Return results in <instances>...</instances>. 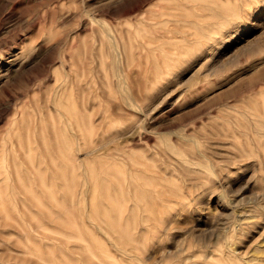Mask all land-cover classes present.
Returning <instances> with one entry per match:
<instances>
[{"label": "rangeland", "instance_id": "rangeland-1", "mask_svg": "<svg viewBox=\"0 0 264 264\" xmlns=\"http://www.w3.org/2000/svg\"><path fill=\"white\" fill-rule=\"evenodd\" d=\"M263 117L264 0H0V264L260 262L264 201L237 219L264 189ZM105 166L109 196L85 191ZM120 201V232L45 230Z\"/></svg>", "mask_w": 264, "mask_h": 264}, {"label": "bare ground", "instance_id": "bare-ground-1", "mask_svg": "<svg viewBox=\"0 0 264 264\" xmlns=\"http://www.w3.org/2000/svg\"><path fill=\"white\" fill-rule=\"evenodd\" d=\"M111 36V35H109ZM111 46L113 48V56L115 57V60L117 61V63L119 62V57L122 51V46L120 45V47L118 48V45L114 42L111 43ZM253 49L257 50L259 49L258 46H253ZM252 48H250V50H252ZM260 91V90H259ZM257 127L260 130H264V117L260 119L259 121V125H257ZM85 134V131H84ZM87 134H89V136L91 135V133L87 132ZM52 140H54V144L51 147H55V149L57 150V152L59 153L60 157H65V154L62 153L61 147L64 148V151H66L68 149V147H71L72 144L74 143V139H72L71 141L66 137L62 140H58L56 139V133L55 131H52ZM119 170L114 166H105V167H101L99 170H95L93 168H89L85 173H84V179H85V183H86V188L85 191L90 190L91 187H94L97 185V189H102L104 194H106L107 196H109L108 192H109V187L111 186V182H109V180L113 179L116 176V171ZM67 174H64L62 171L57 170V180L59 181V183H61V185L64 187V182L66 179H68ZM71 178H75L76 176L73 174H70ZM103 181H108L107 183H104ZM71 188L73 190H75V186H71ZM87 189V190H86ZM71 194V193H70ZM68 195L65 199L66 201H68V203H70V205H72L73 203H78L80 199L75 198L72 195ZM254 199L252 200V202H254L252 205L243 208V210L239 211L238 216L239 218L237 219L238 221V225H240L241 227L244 226V224H248L250 222H252V220L254 219V212L256 210L257 207H259V205H257V200H263L264 201V189L257 191L254 194ZM80 204V203H79ZM263 204V203H262ZM123 207V201H120L119 203H113L110 209H104V210H99V211H95L91 214L89 213H83L79 216L78 220L77 217H75V213H77L78 211H71L69 208L67 207H60V210L57 212V214H48L47 213V220H48V227L45 228V230H53V231H59L62 234L65 235L64 237V241L65 242H71L72 241V237L76 234L77 238L81 239V240H91L92 238L94 239L93 235L95 233V229L99 228V222L100 221H104L108 224V226L115 230V231H121L122 230V208ZM263 210H264V206ZM83 210H85V207H82ZM78 209L81 210V207H78ZM256 216V215H255ZM132 219L133 221L136 220V215L133 213L132 214ZM90 222L93 225V231L92 229L87 225V223ZM126 224H127V218H126ZM132 222V220H131ZM43 222L40 221L36 226L41 228L43 226ZM87 227L90 228V231L88 232L89 234H85L83 229L85 230ZM44 229V228H42ZM264 230V228H263ZM86 247V246H85ZM96 248L100 249V245H96ZM247 254V251H245L243 253V255L238 258H236V261L234 262V264H252L250 263V260L244 259L245 255ZM91 255H95V250L89 248H85V252L83 253V258L84 259H88L89 257H91ZM220 264H233L232 259H227V262H225V258H222L220 261ZM255 264H264V259L261 260L258 263Z\"/></svg>", "mask_w": 264, "mask_h": 264}]
</instances>
